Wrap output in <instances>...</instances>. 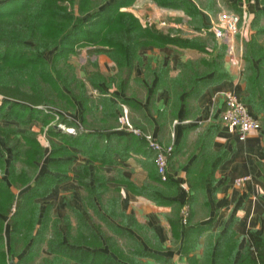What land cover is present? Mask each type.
<instances>
[{
	"label": "crops",
	"instance_id": "0c3cea01",
	"mask_svg": "<svg viewBox=\"0 0 264 264\" xmlns=\"http://www.w3.org/2000/svg\"><path fill=\"white\" fill-rule=\"evenodd\" d=\"M151 2L136 0L127 10L137 17V14H147L152 19L146 9L148 6L152 8L154 19L166 21L161 31L167 40L159 45L140 48L139 61L133 66L125 89L118 88L116 84L106 87L101 83V86L107 91L119 117L125 115L132 127L141 128L163 145L173 144L167 165L169 184L157 179L153 152L136 137L133 138L130 131L119 128V117L118 120L103 119L98 106L93 127L106 130L105 133L125 136L117 146L123 156L116 152L111 162L100 163L72 148L73 162L67 176L48 195L35 201L39 204L40 214L49 206L63 233L69 226L76 247H98L100 251L110 253V244L113 243L121 249L119 254L125 263L134 259L144 264H162L151 256L135 258L129 254L132 237L141 249L169 258L172 264H216L215 252L221 246L223 259L218 264H225V257L230 258L228 264H232L246 247L249 231L264 239V134L261 114H254L244 102L260 120L261 127L251 131L243 141L221 120L224 93L233 91L241 100L245 94L243 46L252 35H236L232 43L234 56L228 55L227 44L215 35L195 34L199 30L192 27L190 16L183 10L157 7ZM221 4L233 11V5H236L246 19H251L255 10L261 8L258 0H219V6ZM214 12L200 8L205 24V28L200 29L203 34L212 24ZM140 16L138 18L142 20ZM184 32L188 34L184 35ZM184 41L195 44L184 45ZM259 41H264V35ZM93 58L91 61L95 64H90L82 80L86 84L87 95L97 98L99 91L86 77L94 71L113 75L116 66L104 53H95ZM204 59H221L228 78L206 84L195 97H184L194 87L202 86V81L206 83L216 79L215 72L200 63ZM184 87L186 89L182 91ZM80 108L78 105L77 114ZM77 117L74 118L79 123ZM8 122L17 125L14 121L0 119V126L6 127ZM7 156H10L9 150L6 162ZM39 165L41 172L46 170L44 162ZM81 167L88 169L85 182L90 187L95 184V173L103 178L99 196L82 185ZM5 173L4 169V179ZM242 176L248 178L236 185L234 179ZM33 182L21 190L11 184L8 186L16 194L27 190ZM184 214L189 217L185 234L180 230L181 222L186 221V218L183 220ZM114 228L124 234L116 235ZM9 239L10 230L6 225V246ZM22 254L12 256L10 264ZM49 255L43 246L36 262L40 263ZM71 264L82 263L73 261Z\"/></svg>",
	"mask_w": 264,
	"mask_h": 264
},
{
	"label": "trees",
	"instance_id": "16d2710c",
	"mask_svg": "<svg viewBox=\"0 0 264 264\" xmlns=\"http://www.w3.org/2000/svg\"><path fill=\"white\" fill-rule=\"evenodd\" d=\"M135 1L0 0V94L3 95L0 99V119L14 121L18 125L15 129L0 126V264H10L12 256L22 254L27 246L13 264H71L73 261L82 264H144L134 259L125 263L119 254L121 249L112 242L110 253L102 252L98 247H76L69 226L63 233L59 230L57 218L51 215L49 206L40 214L39 204L35 201L48 195L67 176L73 162L72 148L100 163L111 162L116 152L123 156L117 146L125 136L109 131L105 133L106 130L93 127L99 107L103 119L118 120L119 117L101 83L106 87L116 84L118 88L125 89L133 66L139 61L140 48L159 45L167 40L162 31L154 26L144 27L133 12L124 9ZM152 1L159 7L183 10L190 16V24L196 30L205 28L200 8L210 12L215 9L214 0H207L204 5L200 0ZM258 2L261 8L255 10L251 22L254 34L244 41L243 46L245 94L242 101L250 106L254 114H261L264 134V41H259L264 28L256 25L264 17V0ZM233 6L234 11L239 13L240 9ZM206 34L214 35L210 30ZM83 43L110 45V49L96 48L92 52L106 54L116 66L113 75L94 71L86 77L90 85L99 91L97 98L87 95L84 80L76 76L74 66L68 63L75 47ZM188 44L195 43L184 41V45ZM199 44L196 43L197 47ZM49 52L51 57L48 59L46 55ZM200 63L213 70L216 79L206 83L202 81V86L194 87L184 97H195L206 84L228 78L221 59H204ZM54 95L59 100L52 101ZM78 105L81 108L77 114ZM75 116L79 118V123L75 121ZM34 119L42 124L38 132L31 129ZM58 125L72 130L65 131ZM133 128L140 132L136 134L130 131L133 138L136 137L138 142L153 152L144 138L149 133L136 126ZM40 132L44 133L48 145H43L39 140ZM7 150L10 156H7L6 162ZM40 162H44L46 170L43 172ZM4 169L5 179L2 177ZM80 173L82 185L99 196V189L104 185L103 178L95 173V184L90 187L85 182L88 169L81 167ZM156 174L157 179H160L157 170ZM33 180L27 190L16 194L8 186L11 184L21 190ZM168 180L161 181L169 184ZM183 216L186 221L181 222L180 230L185 234L189 217ZM6 225L10 230L8 246L4 242ZM113 232L118 236L124 234L118 228H114ZM43 246L50 255L38 263L36 259L41 256ZM221 247L215 252L216 264L223 259ZM130 249L129 254L135 258L151 256L162 264H172L169 258L141 249L132 237ZM224 263H230V258L225 257ZM232 264H264V239L249 231L246 247Z\"/></svg>",
	"mask_w": 264,
	"mask_h": 264
},
{
	"label": "built area",
	"instance_id": "2783aa9c",
	"mask_svg": "<svg viewBox=\"0 0 264 264\" xmlns=\"http://www.w3.org/2000/svg\"><path fill=\"white\" fill-rule=\"evenodd\" d=\"M239 20V16L227 11H221L217 13L216 20L208 28L214 32L219 40L227 44L226 50L228 55L233 54L234 56V45L232 43L239 31ZM161 24L164 25L165 23L161 22ZM221 120L236 133L238 139L241 141L245 140L251 131H257L261 127L259 119L250 112L248 106L233 91L224 93ZM119 122L121 125L120 129L140 134L138 129H134L129 124L125 115L119 117ZM69 130L71 131L72 129ZM144 138L147 141L148 147L154 152V162L160 179L166 181L168 179V155L172 152L173 144L163 145L151 134H145ZM247 178V176L237 177L234 179V183L240 185ZM183 220L185 221V218Z\"/></svg>",
	"mask_w": 264,
	"mask_h": 264
},
{
	"label": "rangeland",
	"instance_id": "374dc122",
	"mask_svg": "<svg viewBox=\"0 0 264 264\" xmlns=\"http://www.w3.org/2000/svg\"><path fill=\"white\" fill-rule=\"evenodd\" d=\"M152 1V0H151ZM206 1L207 0H202V1H200L202 4L203 3H206ZM215 1V0H214ZM151 3H153L155 6H157L153 1L151 2ZM214 4H215V17H214V20H213V22L216 20V17H217V13H219V12H221V11H227V12H229V13H233V14H235V15H237V16H239V18H240V20H239V23H238V26H239V31H238V33L236 34V35H253L254 34V30L252 29V27H251V22H252V20H253V17H254V14L252 15V17H251V19H246L245 17H242V14L239 12H235V11H233V10H229V8L227 9V7L225 6V5H223V4H221L220 6H219V0H216L215 2H214ZM130 7V6H129ZM129 7L128 8H124L125 10H127V9H129ZM157 7H159V6H157ZM165 8V7H164ZM146 9H148L149 10V13H151V17H152V19H150L149 17H148V15L147 14H145V15H139V14H137L138 15V17L140 16L141 17V19L142 20H140V22H141V24L145 27V26H154L155 28H157L158 30H163V28L162 27H164L165 28V25H163L162 24V26H161V24H160V22H164L163 21V19H159V20H156V19H154L153 18V10H152V8H150L149 6L146 8ZM148 13V14H149ZM159 17H160V15H159ZM166 22V21H165ZM164 22V23H165ZM212 22V23H213ZM258 27H263L264 28V17H262V18H260V20L258 21V23L256 24ZM160 26V27H159ZM209 28V27H208ZM209 30V29H208ZM208 30H206L205 29V31L207 32ZM213 34H214V32L212 31V30H210ZM196 33V35H207L206 33L205 34H203V31L201 30H199V31H195ZM188 33H185L184 32V35H187ZM215 35V34H214ZM260 35H264V31H263V33H261ZM101 46H110V45H107V44H105V43H94V44H90V43H83V44H80V45H77L76 47H75V50H74V53L73 54H71L70 55V57H69V59H68V63L70 64V65H73L74 66V71H75V74H76V76L80 79H84L83 77L85 76V73H86V71L91 67V65L90 64H93V63H95L94 61H91V60H93L94 58V55H95V53H93L92 51L94 50V49H96L95 47H101ZM46 57L49 59L50 57H51V52H49V53H47V55H46ZM98 58V57H97ZM100 58V57H99ZM3 97V95L2 94H0V99ZM33 98H31L30 100H32ZM51 100L52 101H57V100H59V98L57 97V96H53V97H51ZM35 103H39V102H35ZM38 105V104H37ZM35 121L33 122V124L31 125V129L32 130H35V131H39V129L41 128V122L40 121H38L37 119H34ZM8 127H10V128H14L15 129V127H17L18 125H15L14 123H12V122H8L7 124H6ZM58 127L59 128H61V129H64L63 128V126H61V125H58ZM69 129L70 128H65V131H69ZM18 130H21V129H18ZM38 138H39V140L41 141V143L43 144V145H48V141L46 140V137H45V135H44V133L42 132H40V134H38Z\"/></svg>",
	"mask_w": 264,
	"mask_h": 264
}]
</instances>
